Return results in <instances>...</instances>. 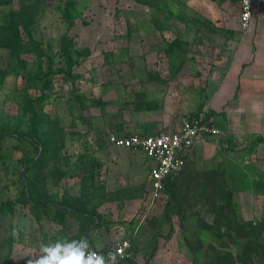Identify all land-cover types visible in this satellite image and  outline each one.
<instances>
[{"label":"rangeland","instance_id":"obj_1","mask_svg":"<svg viewBox=\"0 0 264 264\" xmlns=\"http://www.w3.org/2000/svg\"><path fill=\"white\" fill-rule=\"evenodd\" d=\"M65 2L0 3V264H27L41 244L79 240L81 221L67 208L95 217L85 237L95 247L129 239L132 256L122 264H207L228 254L235 264H264V219L245 220L227 178L203 171L219 154L215 144L190 157L204 160L199 173L175 178L170 190L165 183L145 213L146 159L113 144L215 117L206 78L246 31L237 1ZM21 6L25 17L14 16ZM255 15L264 16V0ZM34 130L48 150L27 170L38 155ZM25 178L34 181L36 208L24 199Z\"/></svg>","mask_w":264,"mask_h":264},{"label":"crops","instance_id":"obj_2","mask_svg":"<svg viewBox=\"0 0 264 264\" xmlns=\"http://www.w3.org/2000/svg\"><path fill=\"white\" fill-rule=\"evenodd\" d=\"M249 27L237 37L234 51H227L230 58L226 62L215 60V67L206 78V96L210 95L209 101L215 104L213 123L223 135L196 143L176 180H187L190 172L199 173L204 160L190 157L200 146L215 144V153L219 154L207 160L210 168L203 171L219 179L227 178L231 196L243 217L253 220L264 219V16L254 14ZM131 150L140 152L148 168L149 161L142 152ZM190 164L196 172L187 170ZM88 242L92 247L100 246L89 239Z\"/></svg>","mask_w":264,"mask_h":264},{"label":"built area","instance_id":"obj_3","mask_svg":"<svg viewBox=\"0 0 264 264\" xmlns=\"http://www.w3.org/2000/svg\"><path fill=\"white\" fill-rule=\"evenodd\" d=\"M258 0H237V24L241 30H247L255 14ZM213 119L203 115H194L183 119L172 128L161 127L151 134H137L113 138V144L130 149H138L148 159L147 182L148 194L141 212L150 210L153 203L161 195L167 180H174L182 171L185 161L196 143L222 136ZM89 251L103 255L106 260L109 253L116 255L118 264H122L132 256L130 241L126 237L118 238L112 245L95 248L90 245Z\"/></svg>","mask_w":264,"mask_h":264},{"label":"trees","instance_id":"obj_4","mask_svg":"<svg viewBox=\"0 0 264 264\" xmlns=\"http://www.w3.org/2000/svg\"><path fill=\"white\" fill-rule=\"evenodd\" d=\"M2 2L9 3V0H0V3H2ZM72 2H73V0H66L64 7L71 6ZM23 9H24V7L21 6L18 10L13 12V15L16 16V17H19V15L21 16V14H22L23 17H25V15L20 12ZM17 23H20V22L17 21ZM26 23L27 22L25 21V24H24L25 26L27 25ZM69 47H70V45H67L66 43H64L61 46V48H62L61 49V53H63L64 57H66V58H68L67 55H69V53L71 52L70 50H68ZM50 73H51V71L48 69L46 74H50ZM34 131H35L34 134L31 135L33 137V139L30 138L29 140L34 142V147L38 151V155L35 156V157H32V158H30L28 160V165L26 167L27 170L33 169V168H36L37 166H39L41 160L43 159V156L45 155V153L48 150V144L46 143V141L42 140L41 135L35 134L36 130H34ZM142 135H145V134H142ZM173 182H174L173 180H167L166 181L167 190H170L168 187H170V184H172ZM25 187H26V190L24 191V193H26L27 196L24 197V199L26 201H29L33 208L38 207L39 205H38L37 199L35 198V200H34V194H35L34 181L32 179H30V178L29 179L25 178ZM167 192L169 193L168 194L169 198L170 197L172 198L173 194L170 193L169 191H167ZM41 205L45 206V204H41ZM57 205H62V202H58ZM68 209H69V211H70V213L72 215L76 216L81 221V224H79V229H78V232L80 233L79 239H81L82 237H86V232L89 229V225L92 224V222L95 221V217L92 214H86L84 210H77V209H74V208H68ZM248 225L250 226L249 222H248ZM259 228H261V227H259ZM240 235L245 237L244 234H240ZM251 244H252V242L250 240L248 242H246V246H250ZM213 257L214 258L209 260L207 262V264H235V261H233V257L230 254H228L227 257L220 256V255H216V256H213ZM127 261H129V258H128Z\"/></svg>","mask_w":264,"mask_h":264},{"label":"clouds","instance_id":"obj_5","mask_svg":"<svg viewBox=\"0 0 264 264\" xmlns=\"http://www.w3.org/2000/svg\"><path fill=\"white\" fill-rule=\"evenodd\" d=\"M89 248L85 237L41 244L39 254L30 256L27 264H118L115 254L109 253L106 260L103 255L89 251Z\"/></svg>","mask_w":264,"mask_h":264},{"label":"bare ground","instance_id":"obj_6","mask_svg":"<svg viewBox=\"0 0 264 264\" xmlns=\"http://www.w3.org/2000/svg\"><path fill=\"white\" fill-rule=\"evenodd\" d=\"M264 126V125H263Z\"/></svg>","mask_w":264,"mask_h":264}]
</instances>
